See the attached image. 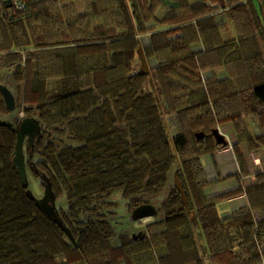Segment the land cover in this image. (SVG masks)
<instances>
[{
  "label": "trees",
  "instance_id": "obj_1",
  "mask_svg": "<svg viewBox=\"0 0 264 264\" xmlns=\"http://www.w3.org/2000/svg\"><path fill=\"white\" fill-rule=\"evenodd\" d=\"M0 67L13 109L38 121L26 161L65 197L72 236L13 164L18 122L0 123V264H264V168L210 194L202 160L230 144L229 123L264 167L263 0H0ZM13 109L0 92V115ZM172 177L161 217L116 232L115 190L134 211ZM242 193L248 206L221 216Z\"/></svg>",
  "mask_w": 264,
  "mask_h": 264
},
{
  "label": "crops",
  "instance_id": "obj_2",
  "mask_svg": "<svg viewBox=\"0 0 264 264\" xmlns=\"http://www.w3.org/2000/svg\"><path fill=\"white\" fill-rule=\"evenodd\" d=\"M219 129L229 138V145L217 149L213 153L203 155V167L207 180L210 184L207 186V192L210 194L219 193L238 186L239 184L249 185L255 181V173L263 169L262 163H254V159L262 156V150L253 152L247 143H240L233 146L236 142V136L232 125L229 123L222 124ZM237 153H242L247 159L249 174L243 175L239 172V163ZM258 162V161H256ZM261 162V158H260ZM248 206V199L245 193L233 198H229L218 203V211L221 216H228L234 210ZM255 216L262 217V212H256Z\"/></svg>",
  "mask_w": 264,
  "mask_h": 264
},
{
  "label": "rangeland",
  "instance_id": "obj_3",
  "mask_svg": "<svg viewBox=\"0 0 264 264\" xmlns=\"http://www.w3.org/2000/svg\"><path fill=\"white\" fill-rule=\"evenodd\" d=\"M263 4H264V0H263ZM143 41L144 43L148 42L147 36L143 38ZM151 64L153 65L154 61H152ZM4 71H5L4 67H0V85H5L7 87V84L1 78V74ZM23 117H24V112L17 113L16 109L12 111L10 115H6V116L0 115V119L4 121H8L10 123L19 122ZM227 138L232 139L230 135H228ZM23 152L26 160L27 152L25 150L24 143H23ZM254 163H261L260 158L254 159ZM24 179L28 188V192L32 196H34L37 200L43 201L48 193L47 188L43 184L44 183L43 174L41 173L35 174L31 165L27 164V161L25 164ZM172 181H173V177L170 178L169 183L161 191H159L155 195L148 196L150 205L154 209L157 210L160 203L168 195L170 186L172 185ZM50 194L51 196H53L52 192ZM110 199L114 202L113 209L115 211L114 214L110 215V221L114 224L116 232H127L137 236L145 229L146 223L151 221L153 218H159L162 216V213L158 211L157 213H154L151 216L146 215L145 217L137 218L135 212L129 209L128 199L122 195L120 190H115L112 193ZM53 203L57 209L60 207L65 208L67 206V201L64 196L53 198Z\"/></svg>",
  "mask_w": 264,
  "mask_h": 264
},
{
  "label": "water",
  "instance_id": "obj_4",
  "mask_svg": "<svg viewBox=\"0 0 264 264\" xmlns=\"http://www.w3.org/2000/svg\"><path fill=\"white\" fill-rule=\"evenodd\" d=\"M138 55L141 60L140 73L141 74L149 73L150 67H149L147 58L145 56L142 45H140L138 48ZM0 91L4 97L7 107L9 109H13L14 108V96L12 92L5 85H0ZM0 123L8 124V125L11 124L10 122H5V121H2L1 119H0ZM16 131H17V144H16L14 155H13V164L18 170L22 178L23 184L26 185V182L24 179V170H25L26 160H25V156L23 152V143H24L25 137L28 138L30 143L33 141L35 134L39 131L38 121L33 117H28V116L24 117L16 124ZM213 133L215 137L217 138L218 142H224V143L227 142V140L225 139V136L218 129L214 130ZM198 136L202 137L203 135L198 134ZM43 178L45 181L44 185L47 188V192H48L46 198L43 201H40V200H37L34 196H32L30 193L29 194L36 199L37 203L43 209V211L50 217L54 218L55 221L58 222L65 229L69 237L72 238L69 229L64 226L63 221L60 219L57 213L56 206L53 203L54 197L51 196L50 194L52 191L49 187V184L46 182L45 175H43ZM174 181H175L177 188L182 193V197L184 201L186 202V198L183 193V187H182L181 181L179 180L176 172L174 174ZM134 212L137 218H141V217H145L146 215L147 216L153 215L155 213V210L151 205H144L134 210Z\"/></svg>",
  "mask_w": 264,
  "mask_h": 264
},
{
  "label": "built area",
  "instance_id": "obj_5",
  "mask_svg": "<svg viewBox=\"0 0 264 264\" xmlns=\"http://www.w3.org/2000/svg\"><path fill=\"white\" fill-rule=\"evenodd\" d=\"M16 5H17L18 7H22L23 4H22L21 2H19V1H17V2H16Z\"/></svg>",
  "mask_w": 264,
  "mask_h": 264
}]
</instances>
